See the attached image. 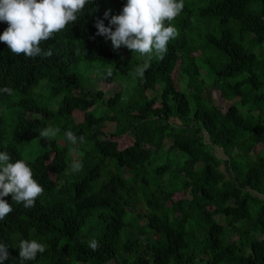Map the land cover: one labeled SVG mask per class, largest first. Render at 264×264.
<instances>
[{"label": "trees", "instance_id": "obj_1", "mask_svg": "<svg viewBox=\"0 0 264 264\" xmlns=\"http://www.w3.org/2000/svg\"><path fill=\"white\" fill-rule=\"evenodd\" d=\"M126 2L117 1V15ZM106 11L105 0H95L42 42L50 57L13 55L0 42V88L13 89L0 92V151L25 160L44 188L31 208L4 197L14 210L0 221L9 253L2 264H264V0L186 9L184 30L193 14L215 28L191 47L182 31L134 79L127 100L122 89L106 97L94 79L89 87L81 79L95 62L130 73L128 60L96 35L97 20L110 26ZM7 27L0 23V34ZM208 86L226 107L210 101ZM48 126L59 129L51 145L27 150ZM68 131L86 142L70 144ZM124 134L131 141L121 146ZM75 160L83 169L72 173ZM251 209L257 215L248 222ZM24 239L47 250L21 261Z\"/></svg>", "mask_w": 264, "mask_h": 264}, {"label": "clouds", "instance_id": "obj_2", "mask_svg": "<svg viewBox=\"0 0 264 264\" xmlns=\"http://www.w3.org/2000/svg\"><path fill=\"white\" fill-rule=\"evenodd\" d=\"M95 0H0V23L7 28L0 34V42L5 43L13 55L23 54L28 59L50 57L52 50L45 51L42 42L55 39V35L66 30L69 24L77 22L87 6ZM184 0H127L118 15L111 16L110 26L103 20H97L96 35L111 40L113 49L122 46L132 53L144 56V62L137 65L130 73L133 78H143L151 67L153 57L163 59L167 54L170 41L179 36L173 21L182 13ZM109 11L105 12L108 18ZM114 26V30L113 27ZM111 70L108 75L111 76ZM0 92L13 94L10 87L0 88ZM59 129L48 126L39 130V137L52 140ZM72 145L84 144L85 137L73 132L65 133ZM7 151H0V221L13 212L12 204L4 197L11 195L12 202L22 204L25 208L35 206L36 200L44 192V188L33 178V169L23 159L10 162ZM83 162L73 161L71 172L82 171ZM83 243V241H82ZM96 251L99 244L96 240L87 242ZM48 245L35 239L21 240L19 257L21 261H33L39 254L47 250ZM7 246L0 243V264L8 259Z\"/></svg>", "mask_w": 264, "mask_h": 264}, {"label": "rangeland", "instance_id": "obj_3", "mask_svg": "<svg viewBox=\"0 0 264 264\" xmlns=\"http://www.w3.org/2000/svg\"><path fill=\"white\" fill-rule=\"evenodd\" d=\"M117 1H119V0H105V3L108 7V10H110V13L112 16L117 15V11H118ZM208 1L209 0H184V9L182 10V13L173 21L174 26L179 31V36L182 33V31H184L183 33H184V36L186 37L187 46H189V47L197 46V45L200 46L202 44V39H203L204 35L208 31L213 30L215 27L214 26H211V27L207 26L205 23V21H206L205 19H202V18L193 14L191 17L192 18V21H191L192 24L190 25V28L184 30L181 26V23L187 18L186 9H191V11L195 12L199 7L206 5L208 3ZM178 2H179V0H178ZM108 44L113 48L110 39H108ZM116 50L119 51L124 56V58L128 60V63L131 66L130 73H133L135 71V66H134L135 61H138L139 59H143V62H144V59H145L144 56H141L139 53H132L126 47L122 46L121 48L116 49ZM93 64L97 66V69H91V70L89 69V71H85V70L80 71L81 79L89 81L88 85H87L88 87L90 86V84H92V81H93L92 79H94L95 80L94 83L96 84V87L105 91L106 97L109 96L110 92H111V94H113L116 91L122 89L123 90V98H125V100H127V98L132 93L136 92V86H135L134 78L132 75H130V73L127 76H121L112 65H102L98 62H95ZM109 69L111 70V73H112L111 76L108 75ZM105 76L111 77L112 78L111 82H108V80L105 78ZM152 92L154 93V89H149L146 91V94H151ZM204 93H206L208 95V97L212 103L226 107L227 103L224 100V98H222L219 91H215L214 89H212V87L208 86ZM74 116L76 117L77 121H80L83 118L82 113H79V112H77ZM106 128L109 130H112L114 128V124H108L106 126ZM53 139H55V138H53ZM52 140H46L43 138L35 139L32 143V144H34L33 147L30 149L27 145V150H32V149L36 150L38 148L45 150L48 146L51 145ZM63 140H61V139L57 140V144H60V145L64 144ZM129 141H131V135L130 134L129 135L124 134L120 138V145L121 146L126 145L129 143ZM86 146L89 147L88 144H86ZM72 153H73V157L75 159H79L80 154H77V152L75 150H72ZM251 153L254 156L257 153V148L253 149V151ZM221 168L224 169L223 166H221ZM174 197L175 198L184 197V194L182 192H179V193H176L174 195ZM249 213H250V215H249L250 217L248 219V222H252L253 220L256 219V215H257L256 210L251 209ZM217 219L220 222L223 221L220 218V216H217ZM139 223L145 224L146 221L140 220ZM259 237H264V234L260 235ZM229 238L236 239L237 234L230 232ZM76 264H80V263H76Z\"/></svg>", "mask_w": 264, "mask_h": 264}]
</instances>
